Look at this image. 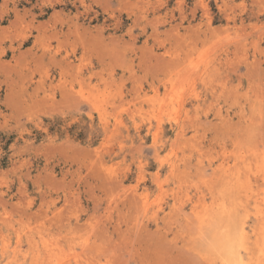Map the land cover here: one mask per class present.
<instances>
[{"label":"rangeland","instance_id":"374dc122","mask_svg":"<svg viewBox=\"0 0 264 264\" xmlns=\"http://www.w3.org/2000/svg\"><path fill=\"white\" fill-rule=\"evenodd\" d=\"M242 225L264 264V0H0V264H232Z\"/></svg>","mask_w":264,"mask_h":264},{"label":"bare ground","instance_id":"6f19581e","mask_svg":"<svg viewBox=\"0 0 264 264\" xmlns=\"http://www.w3.org/2000/svg\"><path fill=\"white\" fill-rule=\"evenodd\" d=\"M234 175V174H233ZM231 176V175H230ZM235 176V175H234ZM236 177V176H235ZM240 177V176H239ZM222 181H224V180H222ZM226 182V181H225ZM224 182V183H225ZM233 182V181H232ZM235 184V183H234ZM230 186V185H229ZM232 186V185H231ZM215 187V186H214ZM225 188V187H224ZM227 188V187H226ZM226 190V189H225ZM230 190V189H229ZM228 191V190H227ZM230 192V191H229ZM233 192V191H232ZM231 194V193H230ZM234 194H235V192H234ZM215 195V194H214ZM231 195H233V194H231ZM224 196V195H223ZM222 196V197H223ZM235 196V195H234ZM231 197V196H230ZM228 198V197H227ZM232 198V197H231ZM220 199V198H219ZM226 198L224 197V200H225ZM218 200V199H217ZM221 200V199H220ZM230 201V200H229ZM221 202V201H220ZM219 202V205L221 206V203ZM211 203H213V202H211ZM237 203V202H236ZM218 204V203H217ZM230 203H228L227 202V205H229ZM224 206H225V204H224ZM224 206H222V207H220L221 208V210H222V208H224ZM209 207V206H208ZM225 209H226V207H225ZM237 209V208H236ZM216 210V209H215ZM227 210V209H226ZM224 211V210H223ZM232 214H233V212H232ZM260 215V214H259ZM203 217V216H202ZM235 217V216H234ZM208 218V217H207ZM237 218V217H236ZM218 219V218H217ZM235 219V218H234ZM214 221V220H213ZM218 221V220H217ZM208 222V221H207ZM234 222H235V220H234ZM245 222V221H244ZM236 223V222H235ZM247 224V223H246ZM237 225V224H236ZM235 226V225H234ZM225 227V226H224ZM230 227V226H229ZM235 229V228H234ZM236 231V230H235ZM226 232V231H225ZM237 233H238V230L236 231ZM235 232V233H236ZM234 233V232H233ZM218 234V233H217ZM235 235H237V234H235ZM240 237H241V240H240V246L239 247H236L235 248V250H234V254H235V256H234V258H235V260H234V263H232V264H249L248 262H245V259H244V257L242 256V251L243 250H246V248L244 247V245H243V243H242V241L244 242V240H243V238L245 237V235H246V229H245V226H243L242 225V227H241V229L239 230V234H238ZM237 235V236H238ZM236 237V236H235ZM222 240V239H221ZM236 240V239H235ZM229 241V240H228ZM239 241V240H238ZM225 242V241H224ZM234 242V241H233ZM232 242V244H234ZM214 243V242H213ZM210 244V243H209ZM231 244V243H230ZM247 244V243H246ZM215 245V244H214ZM225 245H226V243H225ZM248 245V244H247ZM246 246V245H245ZM226 247H227V245H226ZM231 248V247H230ZM227 250H228V248H227ZM230 250V249H229ZM228 250V252L230 253V251ZM233 250V249H232ZM247 251H248V249H247ZM228 252H227V254H228ZM251 252V251H250ZM226 254V255H227ZM248 254V253H247ZM223 255V254H222ZM244 255V254H243ZM248 256H249V254H248ZM247 257V256H246ZM228 260V259H227ZM213 261H217V260H213ZM228 264V263H227Z\"/></svg>","mask_w":264,"mask_h":264}]
</instances>
